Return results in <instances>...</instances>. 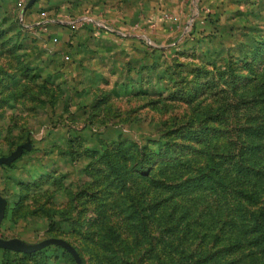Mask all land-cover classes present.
Masks as SVG:
<instances>
[{"label": "rangeland", "instance_id": "rangeland-1", "mask_svg": "<svg viewBox=\"0 0 264 264\" xmlns=\"http://www.w3.org/2000/svg\"><path fill=\"white\" fill-rule=\"evenodd\" d=\"M189 4L186 18L203 2ZM183 22L187 33L190 23ZM244 22L206 48L162 51L159 66L148 67L139 82L126 73L127 84L118 85L121 77L105 72L109 83L89 81L81 96L59 67L26 78L12 51L9 19L0 23L7 29L0 35V154L23 144L17 158L0 163V190L8 199L0 236L35 246H0L9 250L0 258L6 264H264V51L253 70L241 59L254 44L249 36H263ZM141 31L152 43L173 44L158 27ZM230 57L237 73L252 76H236L235 87L223 82L192 91L202 79L193 67L212 68L210 60L224 67ZM95 96L104 100L93 105ZM119 141L128 148L120 151Z\"/></svg>", "mask_w": 264, "mask_h": 264}, {"label": "crops", "instance_id": "crops-1", "mask_svg": "<svg viewBox=\"0 0 264 264\" xmlns=\"http://www.w3.org/2000/svg\"><path fill=\"white\" fill-rule=\"evenodd\" d=\"M29 1L0 0V22L6 23L9 19L8 32L21 44L20 51L24 53L26 62L38 69L42 76L46 69L48 74H52L51 70L58 69L55 67L61 68L65 84L69 85L71 81V90L80 89L77 90L80 96L89 81L90 85L96 83L95 86L100 87L99 80H103V86L108 81L107 74L109 78L113 74L119 77L122 74L125 77L128 74L139 76L141 66L153 61L152 55L145 57L148 50L151 54L154 49L159 52L162 47L164 51L177 48L187 51L205 47L227 34L233 35L235 23L240 18L249 21L242 24H248L250 30L257 26L254 31L261 32V37H264V0H201L202 7L189 18L186 14L190 10V0ZM250 16L255 17L254 21ZM102 20L116 27L129 26L135 30L112 31L99 25ZM183 20L191 26L187 33L188 25L181 32ZM146 26L162 29L173 44L150 42L148 37L139 33ZM156 35L151 33L149 37ZM249 38L254 40V44L261 39L255 34ZM195 43L197 46L193 47ZM125 77L118 79L116 84H123ZM55 84L60 88L64 85L62 81ZM99 99L95 96L92 104Z\"/></svg>", "mask_w": 264, "mask_h": 264}, {"label": "trees", "instance_id": "trees-1", "mask_svg": "<svg viewBox=\"0 0 264 264\" xmlns=\"http://www.w3.org/2000/svg\"><path fill=\"white\" fill-rule=\"evenodd\" d=\"M5 31H7V29H5V27L3 29H0V35ZM9 37H11V36H9ZM20 48H21V44L14 40L12 51L15 52V54L18 57V60L20 62V67H19L20 71L23 70L24 76L26 78L29 77V79H31V81L35 80L36 78H41L42 75L40 74V71L25 61L24 53H22L20 51ZM163 49H165V48H163V47L159 48V52H156V49H154L152 51L151 55L153 56V61L150 63L145 62L141 66L142 72L139 74V76H135L136 82H139L142 79V77L144 75L143 73L150 72L148 70V67L151 70H155V68H157L159 66V63H161L159 56H160L161 52L164 51ZM263 51H264V37L261 39H258L256 41V43L252 45V47L249 49V51L246 53V55L244 57H241L242 62L244 63L245 67H247L249 70H253L254 64L256 63V60H258L260 58ZM148 52H149V50L147 51V54H148ZM229 59L231 62L226 63L224 65V67L223 66L222 67L217 66L216 60H210V65H212V68H209L206 65H203L200 67H197V66L193 67L191 70L194 72H197V74L201 75L202 79L199 81L200 87L195 85L192 87V91L197 92V90L212 88L213 86L216 87L219 83L222 85L223 82L230 84L232 87H235V85H237L236 76L249 77V78H250V76H252V75H249L247 73H242V72L237 73V71L234 70V66H233L234 65V62H233L234 57H232V58L230 57ZM175 65L180 66V65H182V62L180 61ZM37 70L39 71V74L37 73ZM49 76L50 75H48V77ZM133 77L134 76H131V78H133ZM14 78L15 77H13V79ZM33 82H35V81H33ZM36 82H38V81H36ZM38 83L41 86H43L45 84V83L43 84V82H38ZM16 84L18 85L19 82L16 81ZM123 84L126 85L127 81H124ZM23 86H25V88L28 89V87H30V81H28L27 83H23ZM139 88H141V87H139ZM139 88H138L139 92H142L145 90L144 88H141V89H139ZM173 92H175V91H173ZM23 93H25L24 90H23ZM32 94L34 95V97L36 96L34 93H32ZM243 98H246V97H243ZM101 100H104V99H99L96 101V103L101 101ZM117 148L120 151L126 150L128 148V142L125 141V143H124V141H119ZM95 151H96L95 149H92L93 153H95ZM1 251L9 252L8 248L0 247V252ZM7 262H8V258H5L4 256L2 259L0 258V264H6Z\"/></svg>", "mask_w": 264, "mask_h": 264}, {"label": "water", "instance_id": "water-1", "mask_svg": "<svg viewBox=\"0 0 264 264\" xmlns=\"http://www.w3.org/2000/svg\"><path fill=\"white\" fill-rule=\"evenodd\" d=\"M32 1L33 0H30L29 3H31ZM22 149H23V144H20L17 146V148L13 152L6 154V155L0 154V163L12 162L15 158H17L21 154ZM7 204H8V199L2 194L0 190V221L2 220L5 214ZM48 240H53V238H49L46 241ZM0 246L12 247V248L23 249V250H30L35 247L31 245H25L16 239H8V238H4L1 236H0Z\"/></svg>", "mask_w": 264, "mask_h": 264}]
</instances>
